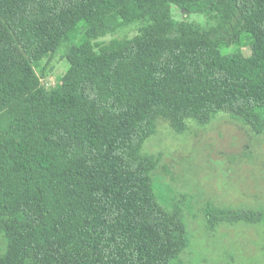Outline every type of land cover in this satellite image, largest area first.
Here are the masks:
<instances>
[{
    "label": "trees",
    "instance_id": "1",
    "mask_svg": "<svg viewBox=\"0 0 264 264\" xmlns=\"http://www.w3.org/2000/svg\"><path fill=\"white\" fill-rule=\"evenodd\" d=\"M220 112L264 130V0H0V264H176L183 207L159 203L143 145L159 120L182 133ZM203 209L210 228L262 217Z\"/></svg>",
    "mask_w": 264,
    "mask_h": 264
},
{
    "label": "rangeland",
    "instance_id": "2",
    "mask_svg": "<svg viewBox=\"0 0 264 264\" xmlns=\"http://www.w3.org/2000/svg\"><path fill=\"white\" fill-rule=\"evenodd\" d=\"M172 15L229 36L230 29L214 15L185 13L175 5ZM136 26L103 37L132 36ZM36 69L42 84L54 86L67 68L61 56ZM146 154L160 156L152 178L159 203L171 208L179 202L188 245L176 264H264V130L249 126L225 112L205 124L186 121L182 133L159 120L156 133L143 145ZM207 202L225 208L261 211L255 223L218 222L210 228L205 220ZM261 218V219H260ZM6 247L0 235V253Z\"/></svg>",
    "mask_w": 264,
    "mask_h": 264
}]
</instances>
